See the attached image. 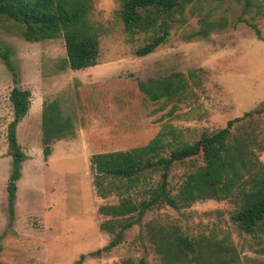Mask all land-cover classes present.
Listing matches in <instances>:
<instances>
[{"label":"rangeland","instance_id":"1","mask_svg":"<svg viewBox=\"0 0 264 264\" xmlns=\"http://www.w3.org/2000/svg\"><path fill=\"white\" fill-rule=\"evenodd\" d=\"M121 1L94 0L88 20L100 36V59L96 67L80 71L65 66L63 38L31 43L19 35L14 22L0 18V41L11 49L18 79L0 57V263L169 264L152 241L162 233L211 247L193 264L228 259L235 260L232 264H264V229L248 235L231 220L249 182L224 201H202L180 210L156 207L107 250L114 236L101 230L105 218L98 209L117 204L118 198L97 195L93 155L144 146L162 133L172 145L168 156L172 149L243 118L232 128L233 137L253 138L252 149L264 168V41L246 23L257 24L264 37V0H253L248 9L246 0H197L186 9L185 23L174 25L167 42L146 57L136 56L145 36L131 37L124 30ZM207 25L216 28L201 35ZM174 74L183 78L186 90L171 99L151 101L139 89V82ZM15 87L30 90L32 98L17 128L28 159L17 183L11 226L7 128L13 120L10 93ZM98 97L101 105L94 106L91 101ZM52 101L73 119L75 136L57 141L45 158L40 115ZM201 164L199 156L174 165L169 178L173 194ZM159 181L160 175L154 174L150 183Z\"/></svg>","mask_w":264,"mask_h":264},{"label":"trees","instance_id":"2","mask_svg":"<svg viewBox=\"0 0 264 264\" xmlns=\"http://www.w3.org/2000/svg\"><path fill=\"white\" fill-rule=\"evenodd\" d=\"M195 1L122 0L119 17L125 32L131 37L145 36L146 43L136 50V56L146 57L158 51L167 42L174 25L185 23L186 9ZM252 3L253 0H246L245 8L251 7ZM93 4L94 0H0V18L14 22L19 35L31 43L63 38L67 54L65 66L80 71L96 67L100 59V36L88 20ZM246 23L264 41L258 25ZM215 28L207 25L200 34L207 36L209 30ZM0 57L17 81L11 49L2 41ZM138 86L151 101L171 99L186 90L183 78L177 74L148 83L139 82ZM31 98L30 90L18 87L10 93L13 109V120L7 128L8 151L12 159V172L7 183L10 225L15 221L17 183L22 178L23 163L28 159L18 143L17 128L29 113ZM98 101L99 97L91 102L94 106L101 105ZM242 120L229 121L226 128L203 134L193 144L172 149L168 156L166 153L172 145L162 133L144 146L93 155L90 162L97 195L102 199L118 198L117 204L102 205L98 209L105 218L101 230L114 236L107 250L118 246L124 232L141 223L147 212L156 207L180 210L202 201H224L245 182L250 183L249 188L241 192V202L231 220L248 235L264 229V168L258 164L252 149L255 140L233 137L232 134L234 125ZM42 132L45 158L51 156L52 146L57 141L75 136L73 119L63 114L59 102L44 104ZM199 156L202 164L185 175L178 192L173 194L169 178L174 165L186 164ZM154 174L160 175L157 184L150 183ZM152 241L169 264H193L211 248L196 244L188 237L162 233L154 235ZM225 250L229 254L230 250ZM222 263L232 264L235 260H223Z\"/></svg>","mask_w":264,"mask_h":264},{"label":"crops","instance_id":"3","mask_svg":"<svg viewBox=\"0 0 264 264\" xmlns=\"http://www.w3.org/2000/svg\"><path fill=\"white\" fill-rule=\"evenodd\" d=\"M43 108H44V107H42V109H41L42 112H43ZM42 112H41V115H40L41 117H42ZM27 115H28V114H27ZM25 118H26V117H25ZM25 118L23 119V121L25 120ZM33 120L36 122V120H37V119H36V116L32 119V121H33ZM34 125H35V124H34ZM40 125H41V124H40ZM40 129H41L40 133H42V134H41V138H42V136H43L42 127H41ZM34 133L37 134L36 130L34 131ZM36 138H37V137H36Z\"/></svg>","mask_w":264,"mask_h":264}]
</instances>
